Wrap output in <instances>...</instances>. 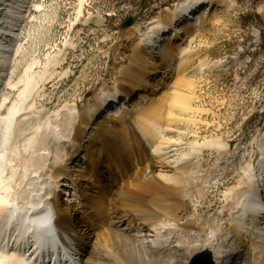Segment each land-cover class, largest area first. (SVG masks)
I'll use <instances>...</instances> for the list:
<instances>
[{
    "label": "bare ground",
    "instance_id": "6f19581e",
    "mask_svg": "<svg viewBox=\"0 0 264 264\" xmlns=\"http://www.w3.org/2000/svg\"><path fill=\"white\" fill-rule=\"evenodd\" d=\"M33 1L0 0V29L4 27L3 30L6 31H0L2 77L5 76V72V77L8 76L9 66L7 67V65L11 64L8 61L20 49L17 46L18 37L23 28V22L29 16L30 4ZM206 2L209 3L208 7L212 4L209 16L225 6L223 1H216L215 4L211 0H186L178 5L180 8L178 12L175 10L170 15L166 25L150 27L149 31L143 35L139 45V55L136 60L141 62L140 65L149 66L153 72L165 67L167 70L164 75L168 72V76L175 71L177 74L179 67L187 65V61H183L182 58L190 53V44L193 39L189 40V34L192 32L188 27H184L186 35L180 40L184 42L182 46L185 44L186 46L181 47L180 45L178 54L177 52L175 54L177 50L170 47L172 44L171 34L167 33L168 30L177 27L174 30V37L177 38L179 33L176 31L180 26L181 19L194 14L198 7H200L196 11L198 14L192 16L193 19L197 15L205 14L203 10L205 7L202 9L201 7ZM80 13L82 15V12ZM160 43L161 45H159ZM177 56H182V58L175 64L174 58ZM157 58L160 59V62H157ZM223 65L224 63H219L220 67ZM209 68L206 64H200L193 66L192 70L201 69L204 71ZM9 79L6 80L8 86L12 83L11 77ZM151 80L149 77L143 78L137 75L134 80L130 79L126 85L124 84L122 90H118L112 95L103 93L90 113L81 114L76 106H64L60 111V113L63 112L61 117L54 116L53 119H49V123L43 128L42 133L40 132L41 127L37 129L40 134L38 132L37 136H34L33 146L39 148L36 155L40 156L41 154L43 158L36 157L34 159L37 160V166L41 163L42 170V177L35 179H38L39 184L43 185L41 190L44 192H35L36 194L32 196L29 194L31 197L28 199L29 203L31 200L38 203H30L28 206L15 203L9 207L10 203L8 204L7 197L0 196V264H189L195 255L206 251L212 254L215 264H264V139L259 140L263 150L261 162L255 169H252L253 165L251 168L248 167L252 170L248 175L247 183L244 184L243 181H240V189L246 200L243 199L241 206V203L237 202L239 207L234 208L235 210L230 213V221L235 224L233 232L223 233V236H221L222 233H203L202 227L205 223H199L200 220L197 221L199 218L184 220L183 213L187 212V206L184 203L181 204L180 199L192 179L195 183L205 180V184L208 185L209 183L216 184L218 176L210 178L209 182L203 177L201 148L190 154H180L175 145L177 149L166 144L169 134L174 131L173 125L180 116L174 112L166 113L165 101L162 96L150 99L151 106L149 107L140 106L141 102L132 103L137 93L140 96L139 100L153 95L155 85ZM158 81L157 86H165L162 78ZM31 88L32 81H29L26 89L20 93V103L12 105L5 115L2 112L8 105L7 99L0 96V168L3 167V162L6 160V145L12 139L14 130L27 120L24 116L31 110L26 111V109L34 107L33 100L30 102ZM117 94L122 95L124 99L130 98L128 105L127 103L122 104L117 116L116 113L110 114V117H105L102 121H97L98 123L94 124L96 116L103 112L107 104L114 101ZM182 95L184 97V94ZM26 104H28L27 107ZM184 104L179 107V109H183L181 112L192 111L190 105ZM134 124L137 125L138 132L135 130ZM145 139L152 145L154 150L151 152L152 155L147 149ZM20 140L15 141L18 142V146L20 143L22 146L25 145L31 139L28 138L26 142L25 140L20 142ZM126 143L129 146H126ZM29 145L26 150L29 149ZM65 147L73 148L71 150L74 154L65 155ZM222 148L227 150L226 145ZM23 152L24 150H22ZM13 154L15 153H12L11 156ZM23 154L25 155V152ZM24 155L22 156L24 157ZM103 156H106L108 162L115 165L122 173V181L117 183L116 191L111 190L114 184L102 185L101 180L96 182V177L90 175L91 172L87 167L89 162L94 165V168L98 167ZM225 161L233 164L237 161V154L225 158ZM11 168L9 169L11 170ZM97 169L96 173L98 172L100 175V171ZM235 169L237 170V168ZM34 170L36 169L34 168ZM48 173L60 176V179L45 178L44 176ZM22 178L24 179V177ZM257 180H259L258 191ZM73 183L76 185L65 190L67 192L59 193V188H64V184L72 185ZM210 184L209 186H211ZM206 185H203L204 189L202 190H205ZM3 187L5 186L3 185ZM84 192L86 202H79ZM204 192H207V187ZM189 193L192 194V192ZM110 194L116 199L109 198ZM240 194L242 193L240 192ZM233 195L228 194V199ZM244 195L241 197L243 198ZM235 197V200L239 199L237 194ZM114 200H118L121 206H113L112 204L116 202ZM108 205L115 208L114 219L110 223L107 218L110 213L106 212ZM126 206L134 207L132 215L131 213H121V209ZM84 215L88 219L87 222L83 220L85 219ZM140 219L142 220L141 224L139 223ZM89 224H92L94 229ZM213 232H216L215 229ZM230 235L233 236L230 237Z\"/></svg>",
    "mask_w": 264,
    "mask_h": 264
},
{
    "label": "rangeland",
    "instance_id": "374dc122",
    "mask_svg": "<svg viewBox=\"0 0 264 264\" xmlns=\"http://www.w3.org/2000/svg\"><path fill=\"white\" fill-rule=\"evenodd\" d=\"M144 1L34 0L31 2L29 16L23 22V28L17 41V46L20 49L18 48L19 51L13 54L12 59L10 58L8 61L11 64L7 65V67L9 66L7 77H5L6 72L4 73L5 76L2 77V67L0 65V89H3L0 90V96L6 98L8 103L2 114L5 115L12 105L20 103V93L26 89L29 81H32L30 102L33 100L34 103L32 109H26V111L31 110L28 113L29 115L25 114L24 116L27 120L22 125L20 124L17 127L18 129L14 130L13 137L11 136L12 139L6 145V160H8L3 162L4 165L2 164L3 171L0 168V173L2 172L0 174V181L2 180L0 196L7 197L6 200L8 204L10 203L9 207H12L15 203L26 206L30 203H38L34 200L29 203L28 200L31 198L30 195L32 196L40 191L44 192L41 190L43 185L39 184L38 179H35L36 177H42V170L41 163L37 166V160L34 159L36 157L43 158L41 154L40 156L36 155L39 148L33 146L35 143L34 136H37L39 132L37 129L41 127L40 132L42 133L43 128L49 123V119H53L54 116L61 117L63 112L60 113V111L64 106L70 105L72 107L73 105V107L78 108L81 114L90 113L103 93L112 95L114 92L122 90L124 84L126 85L130 79L134 80L135 76L139 75L143 78L149 77L152 79L155 92L148 98L141 100L138 99L140 96L137 93L132 103L141 102L140 106L149 107L151 106L150 99L155 96L158 98L162 96L165 101L166 113L174 112L177 116H180L176 122L177 124L173 125L174 131L169 134L166 144L170 147L176 146L180 154H190L201 148L202 152L200 154L202 155L201 159H203L201 172L204 175L203 177L209 182L210 178L218 176L216 184L209 183L212 187L208 183L206 185L205 180L195 183L192 179L189 186L184 189L180 199L181 204L184 203L187 206V212L183 213L184 220H197L199 218L197 220L198 222L200 220L199 223H205L202 227L205 234L222 233L221 236H223V233H232L235 224L230 221V213L235 210L234 208L239 207L237 206L239 203H241V206L243 199L246 198L240 189L241 182L243 181L244 184L248 182V175H250L251 170L257 168L263 158V150L259 140L264 139V0H211L215 4L216 1H223L225 6L209 16L212 4L208 7L209 3L206 2L201 7V9L205 7L203 9L205 14L197 15L193 19L192 16L198 14L196 12L200 8L198 7L194 14L187 15L186 18L183 17L176 31L179 33V37H174V30L177 27L168 30L167 34H171L172 44H170V47L177 50L175 54L176 52L178 54L180 45L181 47L186 46V44L182 46L184 42L180 40L186 35L184 33L185 26L192 32L189 34V40H193L188 55L184 58L182 56L174 58L175 64L182 58L183 61H187V65L179 67L177 74L175 71L170 76L167 75L168 72L164 75L167 68L162 67L160 70L153 72L149 66L140 65L141 62L137 61L136 57L139 55V45L143 35L149 31L150 27L161 24L166 25L170 15L175 10L178 12L180 10L178 5L186 0H177L171 6L163 4L171 0H151L147 3L148 6L159 4V2L163 4L159 7L156 15L149 16L148 13H145L146 11L142 14L132 15V10ZM53 9H57V13H52ZM80 12H82V15ZM256 15L259 16V19ZM130 16L136 18L135 24L131 28H125L124 23ZM91 20L94 23H100L101 21V25H95ZM49 26L50 28H46ZM3 28L0 31L6 32ZM74 28H76V31H90L86 49L66 50L74 35ZM41 29L45 30L40 32ZM159 47L161 48V46ZM157 62H160L159 58H157ZM221 62L224 63L222 67L219 66ZM199 63L206 64L210 68L204 69V71L201 69L193 71L192 67L199 66ZM73 73L76 74L74 77L72 76ZM10 77L12 83L8 86L6 80ZM161 78L165 86L161 85L160 87L157 85L159 83L158 79ZM175 93L177 94L175 95ZM181 93L184 94L185 99H183ZM116 96H121L123 99V102L120 101L119 103V108L122 107V103L128 105L130 98L124 99L120 94ZM175 97L177 100H175ZM181 100L186 105H190L192 111L189 113L181 112L183 109H179V107L184 104ZM30 102L28 104H31ZM177 102L180 103V106ZM28 104H26V107ZM111 104L112 102L107 104L103 112L96 116L94 124L102 121L105 117L107 118L110 114L116 113L117 116L119 110L114 111V103L110 106ZM57 113L60 116L56 115ZM36 120L37 122H35ZM27 121L28 123H26ZM33 125L35 128H32ZM133 126L138 132L137 125L134 124ZM17 137H20L19 140L24 137L20 142H23L25 138L31 140L28 142L26 139L25 142L27 141V143L25 145L22 146V143H20L18 146V142H15L19 141ZM126 144V146H129L128 143ZM145 144H147L149 153L154 152L152 145L146 139ZM28 145L29 149L26 150ZM224 145L227 146V150L222 148ZM12 147L16 149L13 148L12 150ZM65 148V155L74 154L72 152L73 148ZM22 150H24L25 155ZM12 153L15 154L11 156ZM233 154H237V161L229 164L225 161V158ZM8 156L10 157L8 158ZM93 166L91 162L87 165L91 172L90 175L96 177V182L101 180L102 185L114 184L111 190L116 191L117 183L122 181V173L118 171V168L110 164L106 156L102 157L98 167L95 166L94 168ZM251 166L252 169H249ZM28 169L30 170L28 171ZM96 169L100 171V175L98 172L96 173ZM9 170L14 174L10 173ZM10 176L11 178H9ZM44 177H51L53 180L60 179V176L50 173ZM75 185V183L72 184V186ZM203 185H206L207 192H204L206 187L205 190H202L204 189ZM6 187L8 188L6 189ZM23 190L24 192H22ZM65 190L67 188H59L58 191L61 194ZM200 190H202L201 193ZM2 192H4L3 195ZM189 192H192V194ZM228 194L233 195L229 196L230 200ZM235 194H237V198L239 196V199L243 195L244 197L239 202V199L235 200ZM112 196L110 194L109 198L116 199L115 196ZM85 197L84 192L79 202H86ZM227 200L229 201L227 202ZM118 203L117 200L116 205H112L121 206V203ZM114 209V207L108 205L106 210L107 214L110 213L107 216L108 223L114 219ZM134 210L133 206H126V208L121 209V213H131L132 215ZM83 220L88 221L87 217ZM139 223H142L141 219ZM89 226L94 229L92 224H89ZM214 229L216 232H213ZM232 236L230 235V237ZM203 253L195 255L189 264H194V262L196 264L195 260ZM212 260L215 264L213 256Z\"/></svg>",
    "mask_w": 264,
    "mask_h": 264
},
{
    "label": "built area",
    "instance_id": "2783aa9c",
    "mask_svg": "<svg viewBox=\"0 0 264 264\" xmlns=\"http://www.w3.org/2000/svg\"><path fill=\"white\" fill-rule=\"evenodd\" d=\"M84 12V11H83ZM52 13H57V9H53ZM105 20V18H104ZM40 21V19L38 20V22ZM46 28H50L46 27ZM45 29H41L40 32H42ZM90 31H76V28H74V35L72 36V40L70 45H68L66 47V50L69 51H77V50H82V49H86L87 48V40L89 37ZM22 35V33H21ZM90 51V49H89ZM76 74L74 73L73 76H75Z\"/></svg>",
    "mask_w": 264,
    "mask_h": 264
},
{
    "label": "trees",
    "instance_id": "16d2710c",
    "mask_svg": "<svg viewBox=\"0 0 264 264\" xmlns=\"http://www.w3.org/2000/svg\"><path fill=\"white\" fill-rule=\"evenodd\" d=\"M151 1V0H145L142 4H140L139 6H137V8L133 9L131 14L134 15V14H142V12L146 11L145 13H148L149 16H152V15H156V12L159 10V7H161L163 4L165 5H168V6H171L174 2H176L177 0H171L170 2H166V3H163V4H155L153 6H148L147 3ZM256 17L259 19V16L256 15Z\"/></svg>",
    "mask_w": 264,
    "mask_h": 264
},
{
    "label": "water",
    "instance_id": "95a60500",
    "mask_svg": "<svg viewBox=\"0 0 264 264\" xmlns=\"http://www.w3.org/2000/svg\"><path fill=\"white\" fill-rule=\"evenodd\" d=\"M135 21L136 18L134 16H130L124 23V27L131 28L132 26H134ZM195 261L196 264H213L212 255L209 251H206L203 254L199 255Z\"/></svg>",
    "mask_w": 264,
    "mask_h": 264
}]
</instances>
